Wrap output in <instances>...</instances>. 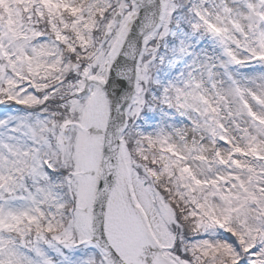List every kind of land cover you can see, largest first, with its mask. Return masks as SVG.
<instances>
[{
	"label": "snow or ice",
	"instance_id": "snow-or-ice-1",
	"mask_svg": "<svg viewBox=\"0 0 264 264\" xmlns=\"http://www.w3.org/2000/svg\"><path fill=\"white\" fill-rule=\"evenodd\" d=\"M0 264H264V0H0Z\"/></svg>",
	"mask_w": 264,
	"mask_h": 264
}]
</instances>
